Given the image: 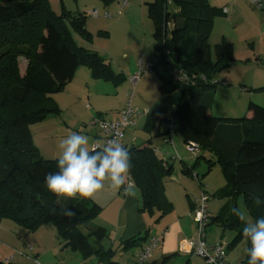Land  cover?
Wrapping results in <instances>:
<instances>
[{"label": "trees", "instance_id": "16d2710c", "mask_svg": "<svg viewBox=\"0 0 264 264\" xmlns=\"http://www.w3.org/2000/svg\"><path fill=\"white\" fill-rule=\"evenodd\" d=\"M102 1L108 4V0ZM147 5L161 66L175 65L192 80L189 84L174 81L173 89L183 85L175 100L173 89L166 87L171 81L160 76L164 80L162 97L148 117L162 116L165 121L172 117L175 134L183 143H198L195 160L203 158L208 167L220 166L226 184L215 194L243 196L255 221L264 216V107L250 101L249 115L237 119L219 118L210 111V91L218 82L217 74L235 61L231 42L222 39L213 48L209 44L213 21L225 11L208 0H152ZM87 17L85 12L62 10L57 14L48 0H0V218H10L26 231L51 225L61 248L78 252L84 259L95 257L114 264L116 252L140 249L151 236L150 229L120 242V249L104 245L108 234L103 227L80 231L79 226L94 219L102 207L92 198H57L48 191L44 178L58 171L57 159L41 156L30 129L32 124L60 114L52 94L64 88L79 66H87L97 79L114 84L124 80L107 60L73 39V32L90 39L85 30ZM20 58L26 60L23 73ZM253 90L264 92V86ZM125 147L131 155L130 177L141 193L139 211L157 222L171 205L163 179L171 175L173 164L159 158L149 140ZM195 167L196 163L183 171L194 178ZM256 197L261 199L259 205ZM234 207L232 204L228 213L222 210L209 215L206 225L234 231L227 251L242 241L249 247L242 237L244 222L231 212ZM65 208L76 215L68 218L63 214ZM247 262L246 253L239 264ZM0 264L14 263L1 259Z\"/></svg>", "mask_w": 264, "mask_h": 264}, {"label": "rangeland", "instance_id": "374dc122", "mask_svg": "<svg viewBox=\"0 0 264 264\" xmlns=\"http://www.w3.org/2000/svg\"><path fill=\"white\" fill-rule=\"evenodd\" d=\"M151 1L152 0H127V5L121 15L112 16L110 18H105L103 16L87 17L86 26L93 35V41L92 43H90V45L93 46L91 49L99 51L100 54L105 58V60L111 63V66L116 71L122 70L124 69V67H128L127 63L123 61V55L135 59L136 64L137 57L144 52L142 42L146 45H149L152 42L153 26L147 16V4ZM48 2L52 11L57 14H59L62 10L70 11L71 13H87L92 9H98L99 11L107 10L109 12H114L119 6V0H115L109 6L104 5L102 0H48ZM128 11H130L131 14L130 19L127 22H124L123 24H117L119 23L120 19L124 18L126 12ZM98 30H104L109 32V37L98 36ZM224 30L226 31V36L234 41L237 53H240V55L243 54L244 51L250 49L249 44H252L254 42L253 39H250L253 36L252 32L249 33L248 37H244L243 27L232 28L230 26L229 28V26L226 25V27L222 29L217 20L215 22V28L214 30H212L211 35L209 36V44L211 48H213L216 42L219 41ZM74 35L79 45L88 46L87 44L89 43H85L84 40L79 38V36L75 32ZM144 36H147V39H145ZM254 43L255 47H257L256 41ZM248 56L249 59L247 62L234 61L230 64L227 69L222 70L217 74L216 79L218 80V82L216 86L213 87L210 91V111L214 116L224 119H237L245 116L247 117L248 104L250 101L264 107V92L259 90H253L250 85L255 82H264V61H261L259 58L257 59V54L253 52H249ZM131 63L133 64V62ZM131 63L129 64V67H131ZM19 64L20 71L21 73H23L26 67V60L20 58ZM135 69L136 68H134V71ZM160 76H164L166 79L171 81V83H168L166 87L168 89H173L175 82L168 75L165 68L161 65H158L156 69L143 73L139 81L137 82L135 88H133L131 85L129 79L130 76L126 78L124 84L121 85L119 88H114L108 83L97 81V84L94 87V100L99 105H102L104 107L125 106L126 103L130 100L131 105L135 108H138L140 112H143L146 109L152 110L156 106V104H158L160 95L163 92L161 91L162 89H160V86L164 80ZM141 78L144 79L141 80ZM224 79L225 81H223ZM182 87L183 85H181L180 88L172 90V94L175 100L179 98ZM86 104L91 103L90 101H85L82 104L80 110L78 111L81 112L82 109V111L86 112V114L91 113V110L86 107ZM107 116L111 115L109 114ZM70 117H73L71 111H65L61 115V119L65 121H68ZM91 118L92 116L88 119L82 118L85 124L82 129H80L79 127H76L77 129H73L75 127L71 125V131L75 130L74 132H81L87 135L88 137H90V129H93L94 131L99 133L97 127L88 126V123ZM143 124L144 120L140 118L134 128L128 129L129 131H132V135L139 137V141L136 144L147 142V138L151 139L153 142L154 139L158 137L156 136V132L158 130L157 126L154 127L152 134L147 135L145 133H142ZM165 125H167V123L162 120L161 127L163 128ZM35 128L36 127L33 126L32 132H34V138L36 142H38L43 137L40 131V134L38 135V132ZM129 131L126 134V138H128V136L130 135ZM69 133H51V138H46V140L48 141H39V153H42L45 156H52L54 155V151H57L60 154L58 143L61 139H59L58 137L65 138ZM55 138L58 139L56 140ZM168 146L170 148V154L174 157L173 161L172 158L170 160L172 163L174 162V168L179 169L180 157L175 153L171 144H168ZM182 154L183 156H185L184 160L189 165L196 163V167L194 170L197 173V176L199 177L202 184L199 183L198 179L196 178H190L188 176V179L195 186L193 196H199L201 194V185L206 186V195L208 197V200L206 201V211L210 216H215L219 214L222 210H225V212L228 213L231 205L235 204L236 207L244 213L245 220L247 222H254L250 214L249 207L246 204L243 196L215 194L222 186L226 184V179L218 164H213L208 167L206 161L203 158H199L198 161H196L195 156L191 155L185 149L184 143L182 148ZM51 159L57 158L51 157ZM107 184L108 183L106 182L105 185ZM166 219L167 217L165 216L159 222H155L154 218H152L149 227L150 233L155 236H159L160 234H158L157 232L165 226V224L167 223ZM88 225V223L85 225H80L79 230L83 233H87V227H89ZM44 228L54 229L51 225L44 226ZM29 233H33V231H26L16 221L10 218H0V247L3 246L1 247V254H7L5 255V258L12 259L14 255V260L12 261L14 264H106L104 262H97L94 257L85 261L82 259L80 260L79 258V260L75 261V258L79 257L75 256L79 255L78 252H74L69 248H67L66 252H64V250L61 248V245L56 247V253L51 252L52 250L48 249L51 253L48 252V254H46L42 259H38L32 255L30 256V252V254L24 255L27 258L23 259L21 258V251H24L25 248L28 247V244L31 242L29 240H32V236H30L31 234L28 236V238H24L25 235H28ZM234 234L235 233L232 230H223L221 226L212 224L206 228L205 238L208 243L220 241L226 244L225 242L229 241L234 236ZM46 239H49V236ZM46 239L44 241H46ZM2 244H7V247ZM159 244L160 242L158 243V245ZM54 245L55 243H52L47 246L48 248H53ZM246 247V243L242 241L236 247L228 250V259L231 260L229 262L231 264H238V262L244 257L246 253ZM137 250H139V248H129L123 251L121 256L116 253L113 256V261H126V259L129 258L133 260V257L131 255ZM155 251L156 250L154 249V252ZM198 259H200V261L202 262V258L198 257Z\"/></svg>", "mask_w": 264, "mask_h": 264}, {"label": "crops", "instance_id": "0c3cea01", "mask_svg": "<svg viewBox=\"0 0 264 264\" xmlns=\"http://www.w3.org/2000/svg\"><path fill=\"white\" fill-rule=\"evenodd\" d=\"M115 0H108V4L104 5L109 6L112 4ZM209 3L213 6L220 7L225 11V15L223 16H217L215 17L213 21V26L211 29L214 30L215 28V22L218 20L219 25L222 27H226V25L235 28V27H243V36L248 37L249 33L252 32V38L254 42L256 41L257 47H255V43L249 44V48L247 51H244L243 54L240 55V53H237V49L235 48V43L231 38H228L226 36V31L224 30L222 36L220 37V42L222 39L231 42L233 44L234 49V58L235 61H248L249 59V52H253L257 54V59L259 58L261 61H264V11H255L254 8L245 0H208ZM125 9V8H124ZM130 11L126 12L124 18L120 19L119 23L117 24H123L124 22H127L130 19ZM148 16V13H147ZM149 18V16H148ZM150 19V18H149ZM152 26L153 22L150 19ZM87 22V20H86ZM85 30L87 33L90 34V39H86L79 34V38L83 39L84 42L89 43L88 46H83L87 49L92 50L91 48L93 46L90 45L93 41V35L88 30L86 23H85ZM153 30V29H152ZM73 39L75 40L76 44H78V41L74 35V32L72 33ZM97 35L100 37H109V32L104 30H98ZM211 35V33H210ZM145 39H147V36H144ZM249 41V39H248ZM216 42V43H218ZM82 46V45H79ZM148 46V47H146ZM142 47L144 49V52L142 53L143 56L146 59H152L156 56V50H155V41L153 39V31H152V42L149 45H146L142 42ZM97 52L100 56L99 51L92 50ZM103 57V56H102ZM125 63H127L128 67H124V69L116 71L111 66V63L109 61L110 66L116 73H120L123 75L124 80L119 84H114L110 80H103V79H97L94 78L91 75V72L87 66H79L73 76V78L64 86L63 89L60 91L53 93L52 96L54 100L56 101L58 107L60 108V114L57 116H50L46 118L45 120L36 123L35 125H31V133L34 143L37 147L39 146V141H48L46 138H51V133H62V132H74L71 131V125H73L77 129L78 127L80 129L85 126L82 118L88 119L89 117H93L98 114H103L105 117L109 119H116L119 116V113L121 109L124 106H118V107H104L102 105H99L94 100L95 90L94 87L97 84V81H102L105 83L110 84L114 88H119L121 85L124 84L126 81V78L129 77L135 68V59L123 55ZM137 57V56H136ZM104 58V57H103ZM105 59V58H104ZM133 62V64L131 63ZM131 63V67H129V64ZM144 78H141V80ZM140 80V81H141ZM251 88L255 89L261 86H264V82L259 83H252L250 84ZM163 93V92H162ZM172 93V92H171ZM173 96V94H172ZM162 94L160 95V99L158 104L153 105L155 106L152 110H148L147 114H141L135 119V125L130 126L125 129L124 135H123V143L127 146L135 145L139 141V137L132 135V131H129L128 129H132L137 125V121L141 119L144 120V124L142 127L143 132L147 135L152 134L154 127H158V130L156 132V139L152 142L151 139L147 138L149 140L150 145L153 147L156 155L159 158L170 160L172 158V161L174 160L173 156L170 154V148L168 144H171L173 147L175 153L180 157V164L179 169L174 168V162L173 164V171L171 175L168 177H165L163 179V190L164 194L166 196V199L170 202V208L166 212L165 216L167 217V223L164 227H162L157 233L160 234V244L156 246L154 250L152 251L149 260H147L144 264H206L203 259L202 263L198 257L193 255L192 253V244L191 239L195 237L196 235V222L194 221L191 211L193 207V193L195 191V186L192 184L191 181H189L188 176L190 174H186L183 171V168L185 167H191L192 165H189L184 159L185 156L182 154V148H183V139L180 135L174 134L171 136V141H168V132H167V125H165L163 128L161 127V121L162 116L159 118H150L148 117V114H151V112L154 111V109L159 105L161 100ZM175 99V98H174ZM85 101H90L91 104H86V107L91 110V113L86 114V112H83L81 109L82 104ZM156 103V102H155ZM102 110V111H101ZM65 111H71L72 116L68 121H65L61 119V115ZM78 111V112H77ZM77 112V113H76ZM111 116H107V115ZM247 115H249V112H247ZM74 118V119H73ZM167 123V121L163 120ZM38 124V125H37ZM36 127V131L38 132V135L40 132L42 133V139L36 142L34 138V132H32V128ZM77 127V128H76ZM40 131V132H39ZM90 147L92 143L98 139V133L94 131L93 129H90ZM129 131L130 135L128 138H126V134ZM45 134V135H44ZM59 139H63V137H58ZM58 138H55L56 140ZM49 146V145H48ZM48 155V154H46ZM41 156L46 159L57 158L59 156V152L54 151V155L45 156L41 153ZM171 156V157H168ZM195 169V168H194ZM132 193L128 194L127 192H124V187H122L119 191L113 190L108 184L105 185L104 189L99 191L93 199L97 204H99L102 209L99 212V214L88 222V230H93L97 227H103L107 234L108 239L105 241V246L110 247H116L119 248V243L137 235L138 233L143 232L147 227H150V222L153 217H149L146 213L139 211V205L141 201V193L138 187L133 185L132 187ZM160 218L159 221L162 219ZM157 221V222H159ZM44 226L38 228L37 230L33 231V233H29L28 235H25V239L28 238V236H32L31 241L28 244V247L25 248L24 251H21V258L25 259L27 258L24 255L30 254V256H34L38 259H42L46 254L55 252L56 253V247L60 245L59 239L57 238L56 231L52 228L50 229H43ZM47 228V227H46ZM153 235V234H151ZM49 239H46L48 238ZM46 239V241H44ZM232 239V238H231ZM230 239V240H231ZM229 240V241H230ZM229 241H226L225 243L228 244ZM220 241H214V244ZM55 243L53 248H48L47 245ZM47 244V245H46ZM5 247H7V244H2ZM29 246H31V250L29 249ZM3 247V246H1ZM1 247H0V260L5 258L7 254H1ZM52 250L50 252V250ZM64 252H66L67 248H62ZM120 249V248H119ZM133 249V248H131ZM48 250V251H47ZM28 251V252H27ZM123 251L120 250L116 253H118L120 256L122 255ZM30 252V253H29ZM27 253V254H26ZM23 254V255H22ZM79 256L75 258V261L80 260H88L84 259L80 253H78ZM134 254L131 256L133 257V260L131 258L126 259V261H120V262H114V264H132L134 263ZM246 254V253H245ZM179 255V256H178ZM245 256V255H244ZM93 258V257H92ZM95 258V257H94ZM244 258V257H243ZM242 258V259H243ZM96 259V258H95ZM241 259V260H242ZM14 260V255L13 259ZM97 260V259H96ZM132 260V261H131ZM227 260L228 259V251H227ZM240 260V261H241ZM113 261V258H112ZM239 261V262H240ZM97 262H102L98 261ZM238 262V264H239ZM106 263V262H104ZM107 264V263H106Z\"/></svg>", "mask_w": 264, "mask_h": 264}, {"label": "clouds", "instance_id": "9594fccd", "mask_svg": "<svg viewBox=\"0 0 264 264\" xmlns=\"http://www.w3.org/2000/svg\"><path fill=\"white\" fill-rule=\"evenodd\" d=\"M89 145L90 138L81 132H70L59 141L58 171L49 172L44 178L48 191L57 198L91 199L107 182L113 190L124 187L125 192L133 194L129 150L117 139L97 140ZM255 202L259 205L261 199L256 197ZM231 212L244 222L242 237L249 244L247 264H264V216L247 222L239 208L234 207ZM63 214L70 219L76 215L70 208H65Z\"/></svg>", "mask_w": 264, "mask_h": 264}, {"label": "built area", "instance_id": "2783aa9c", "mask_svg": "<svg viewBox=\"0 0 264 264\" xmlns=\"http://www.w3.org/2000/svg\"><path fill=\"white\" fill-rule=\"evenodd\" d=\"M248 2L255 10L264 11V0H245ZM127 5V0H119V6L114 12H109L107 10L99 11L98 9H92L87 12L88 16L98 17L103 16L105 18H110L112 16L121 15L124 8ZM163 54H168L166 49H163ZM158 65H161L158 57L152 59H146L142 54H140L136 59L135 71L130 75L129 79L133 88H135L137 82L139 81L141 75L146 71H151L155 69ZM171 79L177 83L189 84L192 83L191 78L179 67L175 65H169L164 67ZM146 109L140 112L138 108L131 105L129 100L126 105L121 109L118 118L109 119L103 114L95 115L91 118L88 123L89 127L98 128V139L103 142H107L112 139H117L125 147L123 143V135L126 128L135 125V119L141 114H147ZM175 123L172 117L167 120V132L168 141H171V136L175 134ZM95 140V141H97ZM95 141L91 146L94 145ZM185 149L193 156L198 155L200 147L198 143L193 141H188L184 143ZM126 148V147H125ZM194 178L197 179V173H193ZM130 182L133 185V181L130 177ZM201 194L199 196L193 197V207L191 215L196 222V235L191 239L192 253L205 260L209 264H231L227 260V250L226 244L222 242H217L214 244H209L206 241L205 233L207 228V221L209 214L206 211V201L208 197L206 195V186L201 185ZM125 192V190H124ZM160 242V237L151 235L149 239L144 243V245L135 252L134 263L132 264H144L150 257L153 249ZM31 250V246H29ZM4 261L12 260V258H3Z\"/></svg>", "mask_w": 264, "mask_h": 264}]
</instances>
